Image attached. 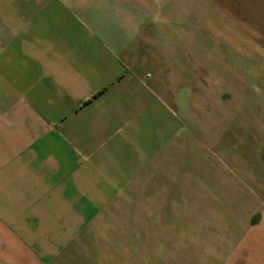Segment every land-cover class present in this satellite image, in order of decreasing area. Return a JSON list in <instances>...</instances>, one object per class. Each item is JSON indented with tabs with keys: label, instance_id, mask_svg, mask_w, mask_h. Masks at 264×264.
Here are the masks:
<instances>
[{
	"label": "crops",
	"instance_id": "crops-1",
	"mask_svg": "<svg viewBox=\"0 0 264 264\" xmlns=\"http://www.w3.org/2000/svg\"><path fill=\"white\" fill-rule=\"evenodd\" d=\"M150 5L0 0V264H82L122 198L166 177L187 144L223 165L193 177L175 264H264V110L240 123L247 139L228 130L201 150L173 137L136 33V17L161 15ZM229 137L254 152L227 151ZM159 264H173L166 251Z\"/></svg>",
	"mask_w": 264,
	"mask_h": 264
},
{
	"label": "rangeland",
	"instance_id": "rangeland-1",
	"mask_svg": "<svg viewBox=\"0 0 264 264\" xmlns=\"http://www.w3.org/2000/svg\"><path fill=\"white\" fill-rule=\"evenodd\" d=\"M137 1L162 10L136 17V33L143 30L157 92L166 94L169 114L179 123L180 133L172 136L199 140L201 150L228 130L247 139L240 123L264 110V90L257 86L264 84V0ZM236 140L229 137L227 151L254 152L248 141ZM195 153L193 144L184 145L178 159L166 160V177L153 174L148 191L125 195L96 247L88 242L82 264H150L151 258L159 264V251L175 264L182 238L192 235L182 224L192 217L193 177L202 176L207 164L223 165L213 154L196 159ZM225 200L230 202L227 195Z\"/></svg>",
	"mask_w": 264,
	"mask_h": 264
}]
</instances>
